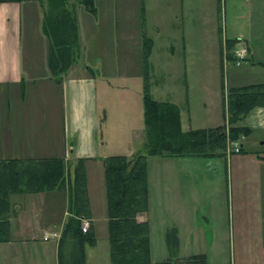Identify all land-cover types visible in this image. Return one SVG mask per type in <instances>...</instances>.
I'll return each instance as SVG.
<instances>
[{
  "label": "crops",
  "instance_id": "0c3cea01",
  "mask_svg": "<svg viewBox=\"0 0 264 264\" xmlns=\"http://www.w3.org/2000/svg\"><path fill=\"white\" fill-rule=\"evenodd\" d=\"M221 3L224 5L223 35L222 29L218 25L220 20L217 17V7L220 10ZM33 4L27 5L26 17L23 15V4H0V93L3 98L5 97L4 103H0V160L63 158L68 163L74 164L78 159H85L87 160V191L89 175L93 166L97 171H101L103 161L108 157H131L138 153L133 152V149L122 155L112 152V138H116V142H119L120 134L123 132L121 125H118L115 130L112 125H109V120L106 118L104 124L102 123L101 115L105 113L108 115L109 108L108 101H106L108 98H103V93L105 91L109 95L108 89L112 85L107 82L108 78L105 75L101 76L96 73L101 66V53H98L88 65L89 55H92L98 46L102 48L107 45L114 46L119 49V53L130 49L143 60V44L148 39L151 51L147 58V64L150 62V57L153 56V47L161 45L167 54L164 59L181 63L175 68L183 70V73H189V70L194 67L186 65L187 59H189L186 46L190 37L187 34V20L191 23L195 19V23L199 24L203 31L206 30L213 46L219 42V53L223 66H227V63L224 64L225 50L224 48L221 50V46L223 47L226 40L236 41L233 48L235 52L242 49L247 50L245 60L239 65L230 63L232 66L230 76L234 80L233 82H236L232 83V87L264 83L262 81L246 83L249 81L247 77L244 82L240 80L247 75L253 80L256 70H264V0H94L96 15L92 20L85 16V12H83L82 18L77 16L79 35L77 57L83 55L82 64L79 65L75 60L60 83H56L52 76L46 77L45 91L47 92L50 88L60 89L64 96L66 121L63 135L58 134L57 138L53 122L46 116L40 115V105L36 102H27L30 89L31 91L37 89L39 83L30 77L31 73L22 70L20 41L22 26L25 25L23 24L24 18L31 28L34 25L35 29L43 34L41 30L42 13L40 16L39 6L33 8ZM178 19L181 21V25L177 24ZM84 62H86L85 65ZM149 67L154 70L152 65ZM118 75L121 77V73ZM137 75H140L139 71H137ZM136 78L138 77L136 76ZM21 87L24 88L23 97H21ZM119 100L124 103L122 96H119ZM140 101L142 104L141 95ZM165 101L173 103L171 100H161V102ZM180 118L182 127L181 112ZM244 124L252 132L264 131V109L253 110ZM138 133L139 135L136 137L142 148L145 135L142 131H138ZM250 137L251 135L245 140ZM242 143L240 146L243 149ZM254 143H257V140ZM259 146L264 148V141ZM254 157L255 163L264 164V149L256 153ZM162 159L189 161L195 158ZM217 159L222 161L220 158ZM168 192L167 203L170 207L185 206L186 200L182 201V195L176 193L174 187L169 188ZM20 196L23 198H15L17 196L10 198L11 214L8 238L6 242L0 243V264H58L59 238L64 224L71 216L67 193L52 192ZM49 196L59 198L48 202L47 197ZM88 200L91 213L89 225L94 231L96 242L95 245L85 248V264H111L106 234L107 218L104 219L105 225L102 228V234H106L105 238L103 237L104 247H100L89 196ZM62 211L64 215L59 230H49L50 223H56L61 217ZM147 213L148 210L146 213L139 214L137 221L148 223ZM58 214L59 216L55 218ZM35 217L40 220L38 226L32 223V218ZM36 227L43 230V235L37 239L38 241H36V237L32 236L36 232ZM50 234H56V237H51ZM46 236L48 239L44 240ZM177 238L179 258L175 257V260H184L195 255L205 256L201 249V251H193L189 256L182 255V242L178 234ZM50 239H55V242H50ZM191 244L193 248L200 247L197 246L199 241L196 238L191 240ZM223 263L226 264L224 259ZM206 264H208L207 260Z\"/></svg>",
  "mask_w": 264,
  "mask_h": 264
},
{
  "label": "rangeland",
  "instance_id": "374dc122",
  "mask_svg": "<svg viewBox=\"0 0 264 264\" xmlns=\"http://www.w3.org/2000/svg\"><path fill=\"white\" fill-rule=\"evenodd\" d=\"M71 1L79 18H82L85 12V16L93 19L94 15L86 13L76 0ZM27 5L23 4L24 17H26ZM48 5L47 0L42 1L43 8H48ZM32 6L35 8L39 5L34 3ZM217 17L223 35L224 5L222 3L220 10L217 7ZM178 21L177 24L181 25V21L179 19ZM187 23V34L190 37L186 46L189 58L186 65L194 68L190 69L189 73L177 70L175 66L181 63L164 59L167 54L161 45L153 47V56L150 57L148 66L152 65L154 70L149 67L147 71L149 94L155 100H171L178 105L183 131L214 128L225 122L223 98L225 99L232 83H236L230 76L231 62L223 66L219 42L213 46L206 30L203 31L200 25L195 23V19L191 23L187 20ZM23 24L25 25L22 26L20 41L22 70L31 73L30 77L39 83L37 89L33 91L30 89L27 102H36L40 105L41 114L40 109L39 114L53 122L58 138V134L63 135L64 132L66 108L60 89L50 88L45 91L46 77L52 76L48 67V41L34 25L31 28L25 18ZM98 53L102 54L100 55L102 59L96 73L105 75L108 78L107 82L112 85L108 89L109 95L103 90V98H108L106 101L109 108L108 115L107 113L101 115L102 123L104 124L106 118L115 130L121 125L123 132L120 134L119 142H116V138H112V152L119 155L125 154L130 149L135 153L140 152L142 148L136 136L139 135L138 131L144 134L140 95L142 96L144 91L145 64L130 49L119 53L118 48L107 45L104 48L98 46L92 55H89L88 65ZM75 60L81 65L84 60L83 55L79 58L76 56ZM137 71L140 75H137ZM246 77L249 80L246 83L264 82V70H256L253 80L248 75L243 76L241 82L246 81ZM119 96H122L124 103L119 100ZM4 101L5 97L3 98L0 93V103ZM244 140L241 139L238 141L239 144L237 143L240 145L243 142V153L226 157L228 160L225 161L217 158H195L189 161L147 158V218L151 264H159L171 259L166 241L171 228H175L180 236L182 255L189 256L193 251L201 249L208 264H224L223 259L226 264H264V164L254 161L256 153L264 149L259 146L264 141V131H253L251 137ZM255 140L257 143H254ZM174 171H176L175 175H173ZM171 187L182 195V201L186 200L185 206L168 205V190ZM15 196H17L15 198H23L20 195ZM88 196L94 211V224L100 239L99 246L104 247L103 239L107 230L106 234H102V228L107 217L103 168L97 171L95 166L92 167ZM56 198L59 197L49 196L47 201L52 202ZM63 215L62 211L59 220L50 223L49 230H59ZM58 216L59 214L55 218ZM32 223L38 226L39 218H32ZM42 233L43 230L36 227V232L32 236L38 241ZM50 235L56 237V234ZM194 238L199 241L197 245L200 246L199 248H193L191 240ZM50 242H55V239H50ZM31 244V247H35Z\"/></svg>",
  "mask_w": 264,
  "mask_h": 264
},
{
  "label": "trees",
  "instance_id": "16d2710c",
  "mask_svg": "<svg viewBox=\"0 0 264 264\" xmlns=\"http://www.w3.org/2000/svg\"><path fill=\"white\" fill-rule=\"evenodd\" d=\"M0 0L2 3H37L41 9V30L48 41V67L56 83H60L73 65L79 51L78 23L75 5L71 0ZM83 9L96 15L94 0H76ZM236 41L226 40L224 64L235 62ZM150 40L143 44L142 95L145 142L132 157L111 156L103 161L106 192L107 238L111 264H151L150 239L147 222H138L137 216L148 210L147 158H220L226 160L234 152L232 144L246 139L252 133L244 124L255 109H264V83L231 87L223 98L224 124L214 128L183 131L180 110L170 102L153 99L149 94L147 58ZM222 53V51H221ZM245 60V59H244ZM243 60V61H244ZM24 88L21 87V97ZM86 161L74 164L63 158L0 160V243L6 242L11 214L10 198L15 195L66 192L70 202L68 218L58 242V264H85V248L95 245L94 231L87 191ZM171 259L159 264H206L204 255L175 260L179 241L175 228L167 234Z\"/></svg>",
  "mask_w": 264,
  "mask_h": 264
},
{
  "label": "built area",
  "instance_id": "2783aa9c",
  "mask_svg": "<svg viewBox=\"0 0 264 264\" xmlns=\"http://www.w3.org/2000/svg\"><path fill=\"white\" fill-rule=\"evenodd\" d=\"M246 55H247V50L246 49H242L241 51H237V52H234V58H235V64L236 65H239L245 58H246ZM231 147L233 148L232 150L234 151V152H238L239 151V146H238V144L237 143H235V144H232L231 145ZM88 227H89V223H88V221H84V223H83V227H82V230H83V232H86L87 231V229H88ZM54 236V235H53ZM48 239V237L46 236V237H44V240H47Z\"/></svg>",
  "mask_w": 264,
  "mask_h": 264
}]
</instances>
